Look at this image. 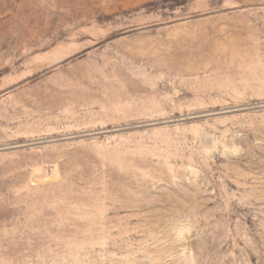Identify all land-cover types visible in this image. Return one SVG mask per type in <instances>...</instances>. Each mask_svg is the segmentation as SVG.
Masks as SVG:
<instances>
[{"label": "rangeland", "instance_id": "obj_1", "mask_svg": "<svg viewBox=\"0 0 264 264\" xmlns=\"http://www.w3.org/2000/svg\"><path fill=\"white\" fill-rule=\"evenodd\" d=\"M0 264H264V0H0Z\"/></svg>", "mask_w": 264, "mask_h": 264}]
</instances>
